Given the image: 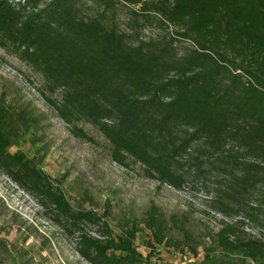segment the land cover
Wrapping results in <instances>:
<instances>
[{"label": "trees", "instance_id": "obj_1", "mask_svg": "<svg viewBox=\"0 0 264 264\" xmlns=\"http://www.w3.org/2000/svg\"><path fill=\"white\" fill-rule=\"evenodd\" d=\"M93 1L99 8L85 14L83 0H0V49L59 93L47 100L73 130L84 136L78 122L95 127L112 161L132 159L175 189L211 187L215 210L238 219L223 221L202 245L177 225L181 239L173 240V218L153 205L116 232L105 209L72 205L61 179L10 150L26 111L15 115L3 100L0 173L35 199L88 264H155V245L170 244L188 248V264H264V237L239 231L244 219L264 224V0H120L131 13L129 32L111 14L116 0ZM153 23L174 35H136ZM175 38L190 48L180 53ZM141 231L146 255L135 246Z\"/></svg>", "mask_w": 264, "mask_h": 264}, {"label": "rangeland", "instance_id": "obj_2", "mask_svg": "<svg viewBox=\"0 0 264 264\" xmlns=\"http://www.w3.org/2000/svg\"><path fill=\"white\" fill-rule=\"evenodd\" d=\"M99 6L93 0H83V12L91 14ZM121 29L132 31L129 7L116 0L111 13ZM133 25V24H132ZM174 28H162L153 23L138 30L141 39H168ZM180 53L191 43L175 38ZM58 99V92L45 87L43 77L15 54L0 49V100L15 115L22 109L25 115L17 120L23 131L12 152L21 151L39 163L51 178L62 180L61 188L72 205L96 208L108 213V222L118 232L127 219L143 217L150 206H156L169 220L172 239H181L177 226L184 227L195 243H207L223 221L234 222L238 216H224L211 202L212 189L200 184L175 189L148 178L143 167L128 159L120 166L111 158V145L92 125L78 122L72 128L49 104ZM18 118V117H17ZM212 184V183H211ZM212 186V185H211ZM252 204L255 200L252 199ZM251 204V205H252ZM239 231L264 237V224L244 219ZM0 257L4 264H88L74 250L73 241L54 225L28 193L0 173ZM147 231L137 234L135 246L143 255L151 249L145 241ZM173 243V242H172ZM178 244V242H176ZM179 243H183L181 240ZM155 245L150 261L155 264H188L193 256L188 248ZM198 258L202 246L198 247Z\"/></svg>", "mask_w": 264, "mask_h": 264}]
</instances>
